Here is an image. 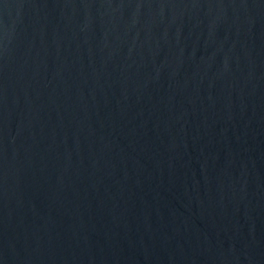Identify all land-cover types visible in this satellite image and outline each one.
I'll use <instances>...</instances> for the list:
<instances>
[{
	"label": "water",
	"instance_id": "water-1",
	"mask_svg": "<svg viewBox=\"0 0 264 264\" xmlns=\"http://www.w3.org/2000/svg\"><path fill=\"white\" fill-rule=\"evenodd\" d=\"M0 264H264V0H0Z\"/></svg>",
	"mask_w": 264,
	"mask_h": 264
}]
</instances>
